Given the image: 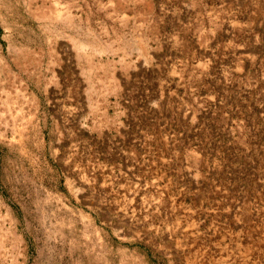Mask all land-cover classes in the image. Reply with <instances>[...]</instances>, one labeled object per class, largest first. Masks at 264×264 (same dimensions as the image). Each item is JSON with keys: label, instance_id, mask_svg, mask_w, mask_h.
<instances>
[{"label": "rangeland", "instance_id": "1", "mask_svg": "<svg viewBox=\"0 0 264 264\" xmlns=\"http://www.w3.org/2000/svg\"><path fill=\"white\" fill-rule=\"evenodd\" d=\"M0 264H264V0H0Z\"/></svg>", "mask_w": 264, "mask_h": 264}]
</instances>
